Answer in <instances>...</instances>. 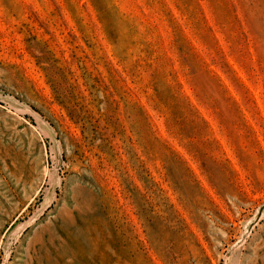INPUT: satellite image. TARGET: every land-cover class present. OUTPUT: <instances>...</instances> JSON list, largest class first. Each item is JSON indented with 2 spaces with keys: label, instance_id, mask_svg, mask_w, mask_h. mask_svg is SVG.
<instances>
[{
  "label": "rangeland",
  "instance_id": "1",
  "mask_svg": "<svg viewBox=\"0 0 264 264\" xmlns=\"http://www.w3.org/2000/svg\"><path fill=\"white\" fill-rule=\"evenodd\" d=\"M0 264H264V0H0Z\"/></svg>",
  "mask_w": 264,
  "mask_h": 264
}]
</instances>
